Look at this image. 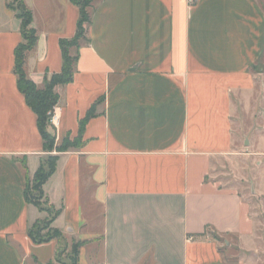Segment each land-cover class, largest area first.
<instances>
[{
    "label": "crops",
    "instance_id": "0c3cea01",
    "mask_svg": "<svg viewBox=\"0 0 264 264\" xmlns=\"http://www.w3.org/2000/svg\"><path fill=\"white\" fill-rule=\"evenodd\" d=\"M8 4L0 0V264H56L61 240L29 235L48 217L25 198L48 154L17 86L23 37ZM25 4L38 35L25 70L42 87L62 72L60 42L76 36L80 9ZM90 15L74 81L56 88V146L80 144L54 153L44 185L61 211L52 228L83 243L78 264H261L262 228L244 192L264 198V158L247 147L264 87V0H94Z\"/></svg>",
    "mask_w": 264,
    "mask_h": 264
},
{
    "label": "trees",
    "instance_id": "16d2710c",
    "mask_svg": "<svg viewBox=\"0 0 264 264\" xmlns=\"http://www.w3.org/2000/svg\"><path fill=\"white\" fill-rule=\"evenodd\" d=\"M80 9V18L77 25V33L72 40H62L60 47L63 56V69L59 74L46 76L42 87L37 86L29 79L25 70L27 55L32 52L38 43L37 31L31 27L33 23V14L27 8L25 0H17L18 18L21 20V33L23 42L15 50V68L14 72L17 76V86L19 91L24 95L28 106L36 114L38 118V129L43 139L44 151L48 154L47 158L42 162L40 168L36 172L32 181L28 180L25 190V198L28 204L39 208L42 212L49 215V219L45 221L47 225H52L61 211L55 210L46 202L44 185L54 175L59 157L54 153L61 154L78 148L80 138L71 141L68 137L64 140L61 146H56V135L54 129L50 126V114L59 103L60 97L56 92V88L66 86L74 81L75 64L78 59V54H73L78 51L83 42L87 41L86 26L91 23L90 9L94 0H70ZM8 8L15 11L14 7L8 4ZM92 114L90 113L89 116ZM84 125H81V131ZM51 129V130H50ZM41 202H44L42 206ZM36 224L30 230V238L36 244H44L53 240H61L62 233L59 230H50V227L39 226ZM45 233H48L45 235ZM205 234L201 235L204 236ZM83 246L81 242H72L69 261L72 264L79 263L80 249ZM61 254H58V258Z\"/></svg>",
    "mask_w": 264,
    "mask_h": 264
},
{
    "label": "rangeland",
    "instance_id": "374dc122",
    "mask_svg": "<svg viewBox=\"0 0 264 264\" xmlns=\"http://www.w3.org/2000/svg\"><path fill=\"white\" fill-rule=\"evenodd\" d=\"M9 3L10 5H12V7H14L15 9V12L17 13H20L19 11V8H18V3H17V0H9ZM258 115L255 117V122H254V129H253V132L252 134L248 137L247 139V147L249 148L250 147V142H253L254 143V146H253V149H251L252 153L256 156H254L255 158H264V129H263V122H262V104L264 102V87H260L259 88V94H258ZM251 126V125H250ZM246 138V137H245ZM244 140V139H243ZM242 145H243V142H242ZM252 146V145H251ZM246 146H244L241 150V154L242 153H251L249 151H247L245 148H247ZM260 156V157H259ZM47 158V157H46ZM244 162V161H243ZM248 164V163H247ZM245 163H239L240 166V169H247L246 168V165ZM253 163L252 162H249V171L250 168L254 165H252ZM224 169V168H222ZM232 177L236 180L239 178L235 177L234 175H232ZM234 185H238V184H234ZM250 185V184H249ZM252 190L249 189L248 191H245L244 195L247 197V201L249 200L253 206H254V212L256 213V219H257V222L260 223L261 225V228H262V231H261V234L263 235L264 237V198H257V197H254L255 194H251ZM42 206L45 207L44 205V202H41ZM48 214V213H47ZM258 215H260V217H258ZM49 215L47 217L46 220L42 221L41 222V225L39 226L40 228L42 227H50V230H55L52 228V225H47L45 224L48 219H49ZM48 234V233H45V235ZM63 235V234H62ZM76 242V241H75ZM237 244V243H235ZM220 246L222 248L225 247V244L224 242L222 241ZM71 247H72V243L68 240V239H65L64 236L63 238L61 239V248H60V256L59 258H57V263L56 264H72L70 263L69 261V254L71 252ZM235 247L233 248H229L231 249L229 252H226L225 255H226V258L232 262L236 261V257H240L241 253H239L236 250H234ZM232 258V259H231ZM263 260L261 262V264H264V255H263Z\"/></svg>",
    "mask_w": 264,
    "mask_h": 264
},
{
    "label": "built area",
    "instance_id": "2783aa9c",
    "mask_svg": "<svg viewBox=\"0 0 264 264\" xmlns=\"http://www.w3.org/2000/svg\"><path fill=\"white\" fill-rule=\"evenodd\" d=\"M181 1H183V2H185V3H187V4H193L195 0H181ZM59 119H60V117H59V113H58L57 109L55 108V109L53 110V112L50 114V121H49L50 126H51L54 130H56L57 127H58Z\"/></svg>",
    "mask_w": 264,
    "mask_h": 264
}]
</instances>
